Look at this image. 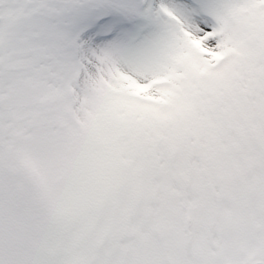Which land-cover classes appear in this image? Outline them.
<instances>
[{
  "label": "snow or ice",
  "instance_id": "snow-or-ice-1",
  "mask_svg": "<svg viewBox=\"0 0 264 264\" xmlns=\"http://www.w3.org/2000/svg\"><path fill=\"white\" fill-rule=\"evenodd\" d=\"M0 264H264V0H0Z\"/></svg>",
  "mask_w": 264,
  "mask_h": 264
}]
</instances>
